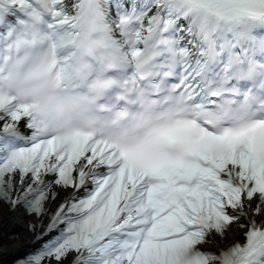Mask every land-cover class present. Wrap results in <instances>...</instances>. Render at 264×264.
<instances>
[{"label":"snow or ice","instance_id":"6c2138e0","mask_svg":"<svg viewBox=\"0 0 264 264\" xmlns=\"http://www.w3.org/2000/svg\"><path fill=\"white\" fill-rule=\"evenodd\" d=\"M0 122L28 264H264V0H0Z\"/></svg>","mask_w":264,"mask_h":264},{"label":"bare ground","instance_id":"6f19581e","mask_svg":"<svg viewBox=\"0 0 264 264\" xmlns=\"http://www.w3.org/2000/svg\"><path fill=\"white\" fill-rule=\"evenodd\" d=\"M21 131L26 132V129L21 126ZM52 178L51 176L45 177L46 180ZM48 191H55L56 196L55 199L49 198L45 201L46 211L42 216H28L23 208L16 211H8L7 206L0 208V264H17L20 259L26 258L27 255L41 248L58 234V229L47 232V227L51 215L55 213L59 204L71 190L49 189ZM249 215L258 222H264V211L260 213L252 211ZM243 220L244 217H241L239 222H243ZM30 225L34 227H30ZM245 230L232 226L225 230L223 236L212 233L208 241L199 247L207 251L227 249L234 242L243 239L242 233Z\"/></svg>","mask_w":264,"mask_h":264},{"label":"rangeland","instance_id":"374dc122","mask_svg":"<svg viewBox=\"0 0 264 264\" xmlns=\"http://www.w3.org/2000/svg\"><path fill=\"white\" fill-rule=\"evenodd\" d=\"M32 214H28V216H31ZM241 220V219H240ZM234 229V228H232ZM244 230V229H243ZM36 250H34L33 252H35ZM31 252V253H33ZM17 264H28V255L26 256V258L20 259V261Z\"/></svg>","mask_w":264,"mask_h":264}]
</instances>
